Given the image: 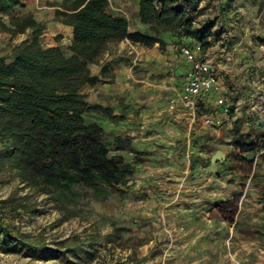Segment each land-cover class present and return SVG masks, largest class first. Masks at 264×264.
Returning a JSON list of instances; mask_svg holds the SVG:
<instances>
[{
	"label": "rangeland",
	"instance_id": "obj_1",
	"mask_svg": "<svg viewBox=\"0 0 264 264\" xmlns=\"http://www.w3.org/2000/svg\"><path fill=\"white\" fill-rule=\"evenodd\" d=\"M177 3L193 31L207 30L205 43L182 30L146 26L143 34L159 37L161 50L169 41L223 54L229 113L213 98L193 114L181 102L182 84L163 69L155 97L125 94L106 107L112 119L85 116L86 125L100 124L93 134L124 183L103 181L94 160L91 173L87 164L77 171L74 160L53 162L37 185L4 163L0 264H264V0ZM12 17L1 16L8 24ZM11 45L0 46L7 62ZM10 150L0 139V158Z\"/></svg>",
	"mask_w": 264,
	"mask_h": 264
},
{
	"label": "trees",
	"instance_id": "obj_2",
	"mask_svg": "<svg viewBox=\"0 0 264 264\" xmlns=\"http://www.w3.org/2000/svg\"><path fill=\"white\" fill-rule=\"evenodd\" d=\"M138 2L141 23L155 33L182 30L206 42L207 30L193 31L192 18L177 0ZM18 5L17 0H0V15ZM108 7L109 0H64L56 19L73 28L70 57L60 47H42L39 38L46 27L31 13L14 16L9 24L0 16L1 32L12 37L31 32L14 50L11 62L0 56V139L11 143L8 155L0 158V166L14 164L27 183L37 185L39 175L50 173L53 162L73 160L77 171L87 164V173L94 171L88 162H99L96 170L110 185L125 182L124 171L115 166V158L93 134L100 132V127L85 123L89 114L112 119V111L89 104L81 89L98 83L89 65L100 60L110 44L128 40L151 48L162 40L131 33L128 22L111 16Z\"/></svg>",
	"mask_w": 264,
	"mask_h": 264
},
{
	"label": "crops",
	"instance_id": "obj_3",
	"mask_svg": "<svg viewBox=\"0 0 264 264\" xmlns=\"http://www.w3.org/2000/svg\"><path fill=\"white\" fill-rule=\"evenodd\" d=\"M17 1L19 5L8 13L15 17L31 13L38 23L46 27L39 38L42 47H60L64 53L70 57L72 54L69 48L73 40V28L56 19V11L61 10L64 0ZM109 3L112 5L108 13L115 18L124 19L128 22L130 15L126 5H131L134 22L133 25L129 24V31L131 33H143L145 31L146 26L141 23L139 18L138 0H109ZM113 3L116 5L115 8ZM0 16H3V14ZM30 35L31 32L27 31L25 34L12 37L10 34L0 31V46L8 45L10 40H12L11 46L16 49L23 42L28 40ZM166 44L165 50H161L159 44L148 48L142 45L132 44L128 40L121 43L110 44L101 59L89 65L91 75L98 77V83L95 86L85 85L81 89V94L86 96V101L89 104L103 107L109 106V103L116 100L118 97L125 96V94H131L132 96L134 94H142L146 91H150L153 93V97H155L158 92L156 91V87L158 86L157 80L161 78L160 75L163 74V69L167 73L171 72V80L173 79L177 85H183L189 70V64L178 49H181L186 44L181 43V46H176L169 41H166ZM194 45L196 44H192L191 46ZM206 55L207 59L213 65L216 74L218 76L222 74L223 69H225V58L223 54L217 52V54H212L214 56L209 53ZM209 55H211V57ZM136 67L140 68L134 71ZM103 68H106L111 73V78L102 74ZM138 72L141 73L138 75ZM227 72H229V70H227ZM165 77L170 79L168 74H166ZM226 94L227 90L223 89L224 97H227ZM212 100L213 97L208 101L202 102L199 106L210 105L213 103ZM226 102L229 106V101L227 100ZM112 108L115 109L117 107L113 105ZM98 126H100V124H98Z\"/></svg>",
	"mask_w": 264,
	"mask_h": 264
},
{
	"label": "built area",
	"instance_id": "obj_4",
	"mask_svg": "<svg viewBox=\"0 0 264 264\" xmlns=\"http://www.w3.org/2000/svg\"><path fill=\"white\" fill-rule=\"evenodd\" d=\"M181 54L189 64L186 80L180 93L182 104L195 114L199 104L213 97L216 106L221 108L223 113H229L230 108L223 95L222 80L207 59L203 46L186 44L181 48ZM205 123L210 124L211 119H206Z\"/></svg>",
	"mask_w": 264,
	"mask_h": 264
}]
</instances>
